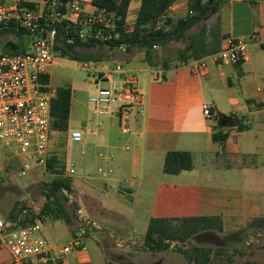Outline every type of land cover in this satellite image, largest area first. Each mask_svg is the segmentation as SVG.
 Masks as SVG:
<instances>
[{"label":"crops","instance_id":"crops-1","mask_svg":"<svg viewBox=\"0 0 264 264\" xmlns=\"http://www.w3.org/2000/svg\"><path fill=\"white\" fill-rule=\"evenodd\" d=\"M28 1L36 3L41 0ZM70 1L90 8L94 0ZM141 5L142 0H131L127 16L129 25L135 24ZM188 11V0H180L173 5L171 17L182 18ZM214 23H216L214 26H217L214 46L219 48L218 51L229 39H245L248 43V56L245 61L222 67L210 62L208 68L200 73L196 71L194 64L212 55L211 53L200 60H189L186 65L172 67L169 70L144 62V67L142 66L139 73L145 75L140 77L134 70L128 68L132 62L125 67L138 76L144 112L134 116L128 133L122 132L119 127L123 135L136 138L137 154L130 161L133 175L131 178L126 176L129 161L121 158L116 163L119 176L110 181L113 189L140 193L146 181L141 177L147 167L155 165L157 159L165 161L170 151L190 152L194 162L201 156L206 168L216 167L211 165L210 157L218 155L221 149L223 154L234 156V169L224 166V172H230L231 182H234V186L231 187L222 188L204 184L205 182L200 183L199 180L191 182L195 166L191 171H184L178 175L167 174L166 176L171 177H167L166 181L149 180V190L155 193L149 222L154 218L219 217L223 229L220 233L223 239L219 245L229 249V252L237 253L228 259L229 262L224 260L222 263L245 264L249 259L246 261L239 259L240 255H246L245 252H240V246L245 244L251 246L249 241L253 243V240L249 239H253V231L264 232V227L252 226L255 221L264 220V0H257L253 5L243 0H230L209 21L195 26L191 33L200 31L204 24L211 27ZM185 41L174 42L163 48L164 52L161 54H165L164 59L174 60L179 57L180 50L187 46L188 41ZM158 56L157 53L156 59ZM204 104L212 106L215 119L204 116ZM219 113L234 116V125L231 121L220 124ZM117 123L109 122L103 135L106 147L112 149L108 152L115 153V150L120 149V138L115 133ZM216 125L224 128V132L228 134V139L223 145L214 142L212 138ZM240 125L245 128L241 130ZM107 166L110 167L108 163ZM208 174L212 173L208 171ZM135 208L136 204L132 210ZM79 211L83 213L81 209ZM86 214L95 221L100 217L117 218L115 213L108 210L100 201L93 211ZM104 230L106 231L104 228L92 231L85 241L87 252L66 256L64 264H107L108 261H112L109 258L110 254L116 256V264H121L122 256L130 254L133 258L142 252L136 251L134 243L125 247L119 245L120 248L124 247L122 251L120 248L117 249L119 252L111 250L112 248L107 247ZM216 233L219 232L214 230L201 232L189 242L201 236L215 237ZM110 235L115 233L111 231ZM88 242H91L92 247L88 246ZM174 247L172 245V248L165 252L147 250L143 252L151 253L161 260H165L163 256H167L168 261V256L173 253L182 255L178 250H173ZM248 254L251 263L263 264L255 260V257L257 259L262 253L254 249ZM175 258L169 257V261ZM10 259L11 255L0 264L8 263ZM185 264L190 263L186 261ZM208 264H216L214 254Z\"/></svg>","mask_w":264,"mask_h":264},{"label":"rangeland","instance_id":"rangeland-1","mask_svg":"<svg viewBox=\"0 0 264 264\" xmlns=\"http://www.w3.org/2000/svg\"><path fill=\"white\" fill-rule=\"evenodd\" d=\"M6 4H10V2H6ZM6 39H10V37ZM15 41H17V39ZM163 52V48L160 50L155 48L154 61L161 59L159 62H163L165 55L161 54ZM88 53L97 61L75 62L57 58L58 64L51 69L50 76V86L52 89L56 90L58 87H69L72 90L73 97L69 129L64 133H54L49 153L58 156L60 162L65 166L64 175L71 177L73 180V193L67 195L69 198V201L66 203L67 209L71 214H75V204H77L83 213H79L78 211L77 217L71 225H67L65 222L53 218V216H44L42 222L43 230L38 236L46 238L54 245H63L71 242L73 240V235H76L83 225L81 218L92 219L86 212L93 211L100 201L106 205L108 210L115 213L117 217H100L98 219L99 221L96 220L97 224L101 226V230H103V228L106 229V231L104 230L105 232L103 231V235L107 237V247L112 248L111 250L115 252H119L118 250L121 249L122 251L126 245L134 243L136 244L134 246L136 251H142L138 256H134L133 258V255L130 254L128 256L125 255V257L122 256L121 264H185L187 261L186 258L184 255L178 253L169 255L167 261V256H163L165 260H161V258L159 259V257H155L151 253L143 252L146 250L144 242L150 224L149 219L151 218L150 215L155 194L149 190V180L156 181L162 179L166 181L168 179L167 177H171L166 176L167 174H165L163 170L164 161L157 159L155 160V165L147 167L144 175L141 177L146 181L140 193L138 191L131 193L113 189L110 180L112 178H118L119 172L117 171L116 163L120 161L121 158H126L125 160L129 161V168L126 176L131 178L133 175L130 161L134 159L137 154L135 152L136 138L123 135L118 121L111 120V118H98L94 116L89 106V99L96 94L97 90L107 86L106 83H99L97 81L98 77L96 70L105 67H113L116 64H122L124 67H127V65L132 62L128 65V68L134 70L140 77L145 75L139 73V70L144 67L143 63L147 62L145 53L135 49L134 53L130 55V53L126 51L123 52L120 49L108 50L105 48L91 49ZM157 53L159 56L156 59ZM170 60L173 65L177 64V61H174L175 59L173 60L170 58ZM84 65L87 67H83ZM228 116L230 117L231 114ZM231 118L234 119V116ZM111 121L118 122L115 127V133L120 138V149L115 150L114 159L107 160L100 158L99 154L108 150L112 151V149L106 147L103 141L106 127H108ZM76 130L86 133L84 141L81 143H75L70 139L71 132ZM125 146H128L130 150L126 151ZM210 162L212 166L216 165V167L206 168L203 165L201 156L196 158V162L193 161L195 170L192 173L191 182L199 180L200 183L205 182L204 184H212L222 188L234 186V182H231L230 179V172H224L225 165H227V168L234 169V156L223 154L221 149L218 155L210 157ZM107 163L110 167L107 166ZM70 168L75 169V175L69 176L68 171ZM99 168H104L105 170L112 169L113 174L104 176L98 172ZM21 170V159L15 147L8 144H0V219L4 221H6V217L17 203L19 204V208H26L20 220H23L25 215L30 211L38 215L45 204L46 199L42 195L41 187L45 182L51 180L52 177L48 175L43 166H33L25 176L21 174ZM208 171L212 174H208ZM252 195H254V193H252ZM134 204H136V208L132 210ZM109 226H111V228H109ZM111 231L114 232L116 236L110 235ZM253 233V239H249L253 240V243L249 241L251 248L244 242L245 245L240 246V252L243 251L246 255H240L239 259L241 260L242 258V260L245 261L249 259L245 264H251L248 252L255 249L262 253L257 259L255 257V260L263 262L264 264V232L253 231ZM222 239L223 237L220 236V233H216L215 237L210 238L201 236L184 245L179 244L189 249L198 246L211 249L214 253L216 252V264H223L222 262H224V260L227 262L233 254L237 255V253L229 252V249L219 245L222 243ZM121 244L124 246L123 248L119 247ZM175 244L176 243H174V245ZM91 245V242H88V246L90 247ZM173 250H177V247L175 246ZM77 253L78 252H73L68 255L71 257ZM109 256L112 262L115 263L117 260L116 256L111 254ZM169 257L176 258L169 261ZM9 258V251L2 246V248H0V262L8 260Z\"/></svg>","mask_w":264,"mask_h":264},{"label":"built area","instance_id":"built-area-1","mask_svg":"<svg viewBox=\"0 0 264 264\" xmlns=\"http://www.w3.org/2000/svg\"><path fill=\"white\" fill-rule=\"evenodd\" d=\"M63 6L61 0L36 3L0 0V144L15 147L21 159L23 176L33 166L46 165L55 133L52 130V101L56 90L43 78L50 77L51 69L58 64L53 50L56 26L63 22L78 25L82 39H86L93 28H99L95 33L99 37L102 29L113 30L115 27L113 16L106 11L97 12L91 7L72 2L66 5L63 12ZM5 30L8 33L3 35ZM17 32H24V37L28 39L29 50L25 54L7 51V43L17 39ZM120 50L125 52V46ZM247 56V41L232 38L219 52L194 65L200 73L208 68L210 62L222 67L241 63ZM96 71L97 81L107 86L97 90L89 99L92 114L98 118L116 119L122 132L128 133L134 116L144 112L138 76L122 64ZM203 114L210 119L216 116L210 104L203 105ZM85 135L83 131L76 130L71 132L70 139L81 143ZM125 149L130 148L126 146ZM99 157L112 160L115 153L101 152ZM98 172L104 176L113 174L112 169L99 168ZM68 173L73 176L76 171L70 168ZM81 220L83 225L71 242L54 245L38 236L43 230L42 221L10 229V224L0 219L1 246L7 248L11 255L10 261L5 264H64L68 254L87 252L86 238L92 231L101 230V226L93 219Z\"/></svg>","mask_w":264,"mask_h":264},{"label":"trees","instance_id":"trees-1","mask_svg":"<svg viewBox=\"0 0 264 264\" xmlns=\"http://www.w3.org/2000/svg\"><path fill=\"white\" fill-rule=\"evenodd\" d=\"M65 12L66 5L72 3L70 0H61ZM180 0H142V5L138 13L136 22L133 26L127 23L128 10L131 0H94L90 7L98 11H106L113 16L114 29H102L99 37L95 33L99 28H93L88 33L86 39L79 37L80 27L68 22L60 23L56 26V37L54 52L57 58L75 62L97 61L89 50L95 48H105L108 50L120 49L125 46L126 52L131 53L135 49L145 53L146 61L151 66H161L164 70L172 67L186 65L189 60H200L205 56L215 54L218 47H215V31L217 26L209 27L204 24L200 31L191 33L192 29L209 21L221 7L230 0H188L189 11L182 18L171 17L172 7ZM250 4H255L257 0H243ZM8 31L5 30L4 34ZM24 32H17V41L12 40L7 43V51L14 54H25L29 50L28 39L24 37ZM216 38H218L216 36ZM212 39V40H211ZM184 50H180L176 65L170 59L163 62H155L154 49L165 48L174 42H186ZM214 47V48H212ZM46 84L50 83V77L43 78ZM72 90L69 87H58L56 96L52 101V130L64 133L69 129ZM216 117V116H215ZM232 116L218 115L219 123L235 121ZM243 130L245 127L240 125ZM224 128L216 125L213 133V140L216 143L224 144L228 139V134ZM193 157L190 152L170 151L164 161L163 170L168 175H178L184 171L193 169ZM46 172L52 177L41 187V192L46 201L38 215L31 211L20 220L25 207L19 208L17 203L6 217V223L10 224V229L25 227L44 220V216H53L57 220L71 225L80 210L79 205L75 204L76 212L71 214L67 209L66 203L69 201L67 195L73 193V180L64 175L65 166L60 162L56 154H50L46 165ZM252 226L264 227V220L255 221ZM217 231L222 233V222L219 217H196L184 219H160L154 218L150 221L144 247L151 252H165L177 247V250L184 255L190 264H208L211 262V249L201 247L181 246L189 242L193 237L201 232ZM180 243V244H179ZM1 247V241H0ZM220 254V253H219ZM107 264H116L108 261ZM258 264V263H251Z\"/></svg>","mask_w":264,"mask_h":264}]
</instances>
